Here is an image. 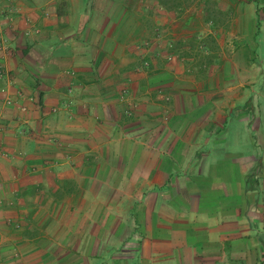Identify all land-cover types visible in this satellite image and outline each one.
I'll use <instances>...</instances> for the list:
<instances>
[{
    "label": "crops",
    "instance_id": "1",
    "mask_svg": "<svg viewBox=\"0 0 264 264\" xmlns=\"http://www.w3.org/2000/svg\"><path fill=\"white\" fill-rule=\"evenodd\" d=\"M147 2L153 17H102L157 24L151 47L141 25L139 48L111 26L96 41L85 25L55 36L90 22L83 0H0V263L264 264V201L259 181L246 187L256 173L264 188V155L210 146L249 109L254 17L231 33L242 15L224 16L193 46Z\"/></svg>",
    "mask_w": 264,
    "mask_h": 264
},
{
    "label": "rangeland",
    "instance_id": "2",
    "mask_svg": "<svg viewBox=\"0 0 264 264\" xmlns=\"http://www.w3.org/2000/svg\"><path fill=\"white\" fill-rule=\"evenodd\" d=\"M91 1V0H90ZM115 3L114 6H110L108 0H94L90 3L88 0H83L82 6L79 8V11L85 18L92 16L90 22L87 23H76L72 22L70 24H66L65 28H61L62 24L58 25V28L55 32L62 34H70L77 30L78 27H82L85 25V31L90 30V39L97 40L96 33L99 30H102L104 27L108 29L109 26L111 28L116 27L117 32L121 35H118L117 39L120 43H133L135 46H141L140 38L141 33L144 31L141 30V25L146 28L148 31V35L150 36L149 47L156 44V33L158 30L157 24L154 22L146 21L143 24L139 23H125V22H110L106 23L103 16H124V15H133L135 18H140L143 16H151L157 14L156 7L150 5L149 8H144L142 5L146 6L148 0H109ZM163 5V12L168 15H173L175 19V23H167L170 24L169 28L166 26L167 33H173V36L180 40H187L184 38L187 36H191V43L193 46H201L202 41L198 39L197 35L194 34L195 31H204V26L209 25L215 27L223 25L220 19L224 16H228L229 20H235L238 15H242L240 17V23H235L230 21L229 23H225L227 25V29L231 33H236L237 31H241L243 33L249 32L251 29L246 23V20L250 17H254L253 21H255V27L257 31V38L254 39L255 43H257L258 48L255 49L252 55L254 59L256 70L255 75V84L245 89L247 97H249L248 107L246 109V104L241 105L244 106L241 109H238L239 115L244 114L245 119H238L236 117V112H229L228 119L219 127L221 131V139L216 141V143L211 141L210 146L215 145L217 149L220 148V154L223 155L224 160H226V154H242L244 156L256 155L257 157H262L264 155V0H241L239 3H243L241 7H234L231 4H236L238 0H159ZM142 2L144 4H142ZM238 4V3H237ZM72 13L76 14L78 8L71 6L70 7ZM240 9V10H239ZM167 11V12H166ZM239 11V13H238ZM159 14V13H158ZM93 15L97 17L94 19ZM101 17L99 18V16ZM193 17V18H192ZM205 17L207 19V24H205ZM145 18V17H144ZM191 18V19H190ZM197 21V22H196ZM131 29L128 32V29ZM173 27V28H172ZM209 28V27H208ZM169 29V31H168ZM127 31V35L125 36ZM95 33V34H94ZM165 33V35L167 34ZM175 34V35H174ZM38 36H34L31 39H25L21 43L22 46H26L25 44H29L34 42L33 44L39 43ZM153 40V42H152ZM171 40H173L171 38ZM230 42H236L234 39H229ZM26 41V43H24ZM205 41V40H204ZM110 44L107 43L106 46ZM235 47L236 45L233 44ZM254 50V49H253ZM183 57V56H182ZM189 57V56H188ZM91 59V55L86 56L87 63ZM211 139V136L209 137ZM215 138V136H214ZM219 139V136L215 138V140ZM215 146L213 148H215ZM211 148V147H209ZM195 169V167H193ZM260 175L250 174L247 180L248 190L251 191L252 188L254 190L255 186L254 182L259 181L257 187V193L255 194L256 198L260 200V202L264 201V188L262 181L259 178H256ZM255 178V180H254ZM261 184V185H260ZM110 249H101L99 252L100 257L98 258V262L108 263L111 259ZM2 264V263H0Z\"/></svg>",
    "mask_w": 264,
    "mask_h": 264
}]
</instances>
